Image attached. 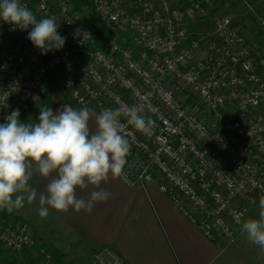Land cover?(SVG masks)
Returning a JSON list of instances; mask_svg holds the SVG:
<instances>
[{
	"label": "built area",
	"instance_id": "1",
	"mask_svg": "<svg viewBox=\"0 0 264 264\" xmlns=\"http://www.w3.org/2000/svg\"><path fill=\"white\" fill-rule=\"evenodd\" d=\"M81 1L102 24L130 32L136 48L116 42L107 52L93 48L90 30L68 0H20L37 20L55 18L66 42L41 54L28 35L3 22L10 43L0 61V123L38 101L58 68L64 98L75 108L99 113L146 103L152 133L128 127L131 149L120 178L142 190L155 186L216 247L234 243L248 208L264 197V78L229 16L216 21L215 54L193 60L202 39L190 26L224 0H190L164 12L149 0ZM227 108L250 116L230 119ZM0 249L50 255L29 222L1 213ZM92 257V264H126L109 249Z\"/></svg>",
	"mask_w": 264,
	"mask_h": 264
},
{
	"label": "clouds",
	"instance_id": "2",
	"mask_svg": "<svg viewBox=\"0 0 264 264\" xmlns=\"http://www.w3.org/2000/svg\"><path fill=\"white\" fill-rule=\"evenodd\" d=\"M0 20L13 30L32 26L27 38L41 54L61 49L66 42L55 18L37 20L20 0H0ZM146 110V103H121L99 113L62 104L55 112L41 108L38 122H22L19 109L13 110L0 123V210L11 212L25 201H35L37 192L29 182L38 174L49 180L46 194L39 195L41 217L48 215L49 208L91 213L95 203L111 196L102 183L123 175L131 149L128 127L144 135L152 133L154 122ZM90 187L87 199L77 195V190ZM260 209L259 218L243 221L242 229L249 242L264 250V197Z\"/></svg>",
	"mask_w": 264,
	"mask_h": 264
},
{
	"label": "crops",
	"instance_id": "3",
	"mask_svg": "<svg viewBox=\"0 0 264 264\" xmlns=\"http://www.w3.org/2000/svg\"><path fill=\"white\" fill-rule=\"evenodd\" d=\"M149 1L155 10L164 12L171 9L172 4L182 5L190 0ZM224 4V11L230 18L240 19L246 25L257 24L258 30L264 28L261 24L264 22V0H224ZM30 31L22 30L25 35ZM249 32L254 34L257 30ZM261 39L264 38L259 37L257 44L250 40L251 47L264 48V41L260 45ZM9 43L8 31L0 20V61L5 52L2 49L6 50ZM207 51L202 45L193 60L200 59ZM258 73L264 77V72ZM62 104L69 103L63 95L51 93L30 104L19 119L38 122L41 108L51 107L55 112ZM88 108L97 113L94 107ZM48 182V178L34 174L29 183L37 192L36 200L25 201L22 208L11 212L5 210V214L29 222L37 236L48 242L54 252L86 259L101 249H109L126 264H264V250L249 242L242 228L236 242L216 247L155 186L142 190L128 186L120 177L102 183L101 188L111 196L107 201L95 203L91 213L83 210L76 213L71 209L57 212L49 208L48 215L41 217L38 214L39 195L46 194ZM92 190L91 187L77 190V195L87 199ZM260 211V204H256L248 208L247 214L253 213L251 219H258ZM0 213L3 214L2 210ZM246 217L244 221L249 219Z\"/></svg>",
	"mask_w": 264,
	"mask_h": 264
},
{
	"label": "rangeland",
	"instance_id": "4",
	"mask_svg": "<svg viewBox=\"0 0 264 264\" xmlns=\"http://www.w3.org/2000/svg\"><path fill=\"white\" fill-rule=\"evenodd\" d=\"M68 1L70 2L73 11L83 19L85 27L88 30H90L92 35V40L94 42V45L92 46L93 48L101 50L103 52H107L110 44L114 42L126 46L128 48H133V49L136 48V39L130 32L121 29H114L102 24L100 20L97 18V16L93 14L91 7L86 2H83L81 0H68ZM180 4L181 3L172 4L171 9ZM224 5L225 4H223L222 6L218 5L214 7L213 10L207 12V14H203V16H200V18L196 21V23L190 26V30L191 33L193 34V37L202 39L203 47L207 48L209 54L211 55L215 54L214 51L217 49V45H218V41L215 33L216 21L221 16H230L226 13V11H224V7H225ZM231 20L232 23L235 24V26H238L241 33L245 37L246 43L250 47L252 65L255 71L257 73L259 71L264 72V48L253 49L250 44V40L251 42L257 44L259 37L264 38V28L260 27L261 30H258L257 24L250 23V25L249 24L246 25L243 21H240V19L238 21V19L236 20L235 18L234 19L231 18ZM249 30L252 31L257 30V33L252 34L249 32ZM262 41H264V39H261L260 45ZM2 50L1 51L4 52L7 49L6 50L2 49ZM54 82L61 84V87L55 85ZM63 91H64L63 74L58 75L56 72L54 74H49L42 86V93H41L42 95L39 98V100L50 95L51 93L63 95L64 93ZM226 115L230 119L241 121L248 119L250 113L242 114L239 110H235L233 108H227ZM257 204H260V202H258ZM2 213L4 217H12L11 215L5 214V210L4 211L2 210ZM252 214L253 213H248L246 218L251 219ZM32 232L35 235V237H37V239L41 240L44 247L48 249L50 254L49 258L42 256L37 250H31L30 252L32 253L25 254L23 252L24 254L21 253L15 255L0 249V264H92L94 263V259L92 256L90 258L87 257L88 259L87 258L83 259V258L67 256L66 254L60 251L54 252L48 242L43 241L37 236L33 227H32ZM227 244L231 245L230 243Z\"/></svg>",
	"mask_w": 264,
	"mask_h": 264
},
{
	"label": "trees",
	"instance_id": "5",
	"mask_svg": "<svg viewBox=\"0 0 264 264\" xmlns=\"http://www.w3.org/2000/svg\"><path fill=\"white\" fill-rule=\"evenodd\" d=\"M55 72H56L58 75L63 74V69L58 68L56 71L52 72L51 74H54ZM54 84L57 85V86H59V87H61V84H59V83H57V82H54Z\"/></svg>",
	"mask_w": 264,
	"mask_h": 264
}]
</instances>
